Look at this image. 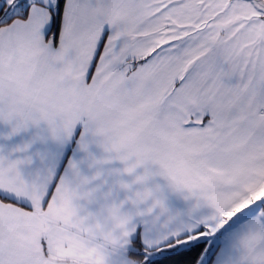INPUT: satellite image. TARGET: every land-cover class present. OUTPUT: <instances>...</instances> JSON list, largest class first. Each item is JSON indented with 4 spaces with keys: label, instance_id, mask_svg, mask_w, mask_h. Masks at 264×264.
I'll return each instance as SVG.
<instances>
[{
    "label": "snow or ice",
    "instance_id": "snow-or-ice-1",
    "mask_svg": "<svg viewBox=\"0 0 264 264\" xmlns=\"http://www.w3.org/2000/svg\"><path fill=\"white\" fill-rule=\"evenodd\" d=\"M0 264H264V0H0Z\"/></svg>",
    "mask_w": 264,
    "mask_h": 264
},
{
    "label": "crops",
    "instance_id": "crops-1",
    "mask_svg": "<svg viewBox=\"0 0 264 264\" xmlns=\"http://www.w3.org/2000/svg\"><path fill=\"white\" fill-rule=\"evenodd\" d=\"M33 130L27 129L15 135H8V127L0 124V150H11L17 146L30 144V149L35 150L39 147L38 144L30 143L33 137Z\"/></svg>",
    "mask_w": 264,
    "mask_h": 264
}]
</instances>
